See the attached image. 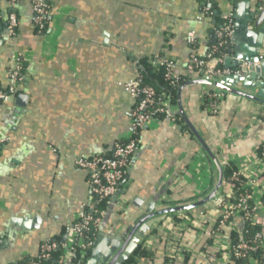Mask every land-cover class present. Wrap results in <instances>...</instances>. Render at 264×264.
<instances>
[{
  "label": "crops",
  "instance_id": "0c3cea01",
  "mask_svg": "<svg viewBox=\"0 0 264 264\" xmlns=\"http://www.w3.org/2000/svg\"><path fill=\"white\" fill-rule=\"evenodd\" d=\"M33 1L38 0L15 7L17 34L0 42V88L7 86V62L14 52L25 60L17 95L26 96L20 108L16 97L0 102V138L10 139L0 151V264L35 258L44 241L63 238L76 214L90 202L86 172L74 167L73 160L106 155L117 140L127 139L135 100L122 85L137 75L139 62L203 55L217 24L211 17L196 20L202 12L200 0H42L51 6L53 17L47 32L38 34L32 23ZM207 1L219 19L234 6V24L259 3ZM11 11L6 0H0V15L6 18ZM260 27L254 23L252 29L257 32ZM189 32L195 33L194 46L185 41ZM231 57L229 53L227 59ZM177 73L183 84L201 79L182 67ZM201 86L183 89L181 102L217 159L226 165L255 153L264 141V120L253 112L264 105L216 89L222 100L212 116L204 110ZM232 89L253 94L241 83ZM181 121L152 120L140 131L125 183L102 219L107 234L125 236L151 204L155 209L189 205L210 194L216 168ZM223 187L224 183L221 192ZM136 199L140 202L134 205ZM213 204L212 199L179 211L184 213L175 225L163 221L173 218L166 215L142 241L151 243L145 248L150 256L136 257L131 264H164L168 237H178L186 249L174 264H209L208 252L220 264H234L221 261L213 247L211 232L217 223ZM25 221L30 222L29 229L22 227ZM260 222L264 239V214ZM231 224L232 230H220L226 244L230 232L243 230L239 218Z\"/></svg>",
  "mask_w": 264,
  "mask_h": 264
},
{
  "label": "built area",
  "instance_id": "2783aa9c",
  "mask_svg": "<svg viewBox=\"0 0 264 264\" xmlns=\"http://www.w3.org/2000/svg\"><path fill=\"white\" fill-rule=\"evenodd\" d=\"M23 1L29 0H6L12 11L6 18L0 15V42L8 41L16 36L18 17L14 9ZM259 2L263 8L264 0H259ZM233 9L234 6L222 16L220 25L213 26L212 31L216 42L209 44L203 55L190 53L183 61L157 57L151 60L154 66L163 69L164 76L166 80L170 81L172 88L180 86L181 76L177 73L179 67L189 74H199L203 79L220 80L245 76L249 74L251 67L258 65V62H243L235 68L224 65L229 54V43L235 31ZM31 10L35 31L38 34L46 33L48 23L53 17L51 6L38 0L31 2ZM210 15H212L210 8L204 6L201 15L196 20L202 22L205 17ZM185 41L194 46L196 44L195 33L189 32ZM24 61L18 54L11 53L7 62L8 83L5 89L0 88V102H11L17 96L24 80ZM122 87L135 100L130 112V133L127 139H124L127 142H123V139L117 140L110 153L106 155L80 156L73 160L74 167L86 172V182L91 200L87 206H82L80 212L76 214L62 239L46 240L39 246L38 254L32 259L31 264L51 259L54 252H59L60 255L59 261H54L52 264H85L94 247L95 238L90 235L91 230L101 228L102 219L107 212L100 211L97 208V203L104 201L109 207L117 195L120 184L125 183L131 159L138 150L140 131L152 120L168 119L176 122L177 106L171 102L168 92L157 94L152 86L142 84L138 73ZM205 90H203L202 100L204 110L209 115H216L222 100V93ZM253 115L255 118L264 120V107L257 108ZM9 140V137L0 138V151ZM226 165H232L234 170L224 183L222 192L216 197L218 204L214 210L217 214V223L216 229L211 232L214 240L213 247L218 250L222 257L221 261L226 260L235 264V261L245 260L246 264H264L262 228L261 233L257 234L252 242H247L240 237L235 244L230 242V238L226 244L221 240L220 234L222 228L233 229L231 223L235 218H239L242 222L262 226L260 219L264 214V141H261L257 151L252 155L238 157ZM168 219L170 222H174L173 225L178 223L174 218L170 220V216L165 217L163 221ZM177 239L178 237L166 239L164 264H174L176 260L183 257L186 249L178 244ZM151 246L150 242L149 244L142 243L144 249H150ZM256 251L261 252L260 259L251 255ZM206 254L209 264H220V260L215 254H209V252Z\"/></svg>",
  "mask_w": 264,
  "mask_h": 264
},
{
  "label": "water",
  "instance_id": "95a60500",
  "mask_svg": "<svg viewBox=\"0 0 264 264\" xmlns=\"http://www.w3.org/2000/svg\"><path fill=\"white\" fill-rule=\"evenodd\" d=\"M247 3L248 2H246V4ZM261 6L259 2L256 9L252 12H248L246 19L236 20L234 25L235 31L231 39L232 47H230L228 51L232 54V57L226 59L224 62L226 67L234 68L243 62H258V65L251 67L249 74L242 77H230L220 80H207L203 78L191 80L180 85L176 91L177 114L204 150L206 158L209 159V163L213 164L217 171L216 181L212 186L210 194L198 202L189 205L155 209L154 204H151L125 236L109 235L104 229L100 228L95 237L94 247L87 264H95L96 262H100V264H124L141 245L147 234L151 232V229L154 230L166 215L176 211L189 210L190 208L201 206L212 199L214 201V207L218 204L216 197L221 193L222 167L225 164L217 159L213 150L202 139L198 131L189 121L181 102V92L189 85L198 84L202 85L201 87L206 90L217 89L219 91L235 92L241 97L251 99L258 104L264 105V7L262 8ZM254 23H261V27L257 32L252 29ZM238 83H241L244 88L253 90V94L233 90L232 88ZM25 100V95H17L14 103L20 108L24 106ZM139 202L140 200L136 199L134 205ZM32 222L36 224L39 221L34 219ZM22 227L29 229L31 227L30 222L25 221ZM32 227L36 226L33 225Z\"/></svg>",
  "mask_w": 264,
  "mask_h": 264
},
{
  "label": "trees",
  "instance_id": "16d2710c",
  "mask_svg": "<svg viewBox=\"0 0 264 264\" xmlns=\"http://www.w3.org/2000/svg\"><path fill=\"white\" fill-rule=\"evenodd\" d=\"M201 2V6L200 9L202 10V8L204 6L209 7L211 10L212 15H210L209 17L213 18L217 24L215 25H220L222 23V18H218V15L215 13L214 7L210 5V3L207 0H200ZM215 41V38L213 36V31L211 32V41L210 44H213ZM139 70H138V74L141 78V82L144 85H150L152 86L155 90L157 94H160L164 91L168 92L170 94V100L173 104L176 105L175 102V95H176V91L178 89V87L176 88H172L170 86V81L166 80L164 73H163V69L160 68L159 66H154L151 62H147V61H142L139 62ZM182 78V77H181ZM179 81V84L182 85L185 80L184 78L181 79ZM211 92H214L213 90H211ZM217 92V90H216ZM175 120L178 123H181V119L179 117V115H175ZM123 142H127L125 140H123ZM211 162V161H210ZM234 170V167L232 165H224L222 167V184L225 183L229 177L231 176L232 172ZM121 186V184H120ZM97 208L100 211H107L108 210V206H106L104 201H100L97 203ZM184 213V212H173L170 213L172 215V217L175 219L176 222H179L181 220V216L180 214ZM243 223V230L241 231V233H235V232H231L229 234V238H230V242L232 244H235L238 239L240 237L243 238V240L247 241V242H252L253 239L255 238V236L257 234L261 233V227L255 224H252L250 222H242ZM98 230L97 229H93L91 230L90 235L94 236V238L97 235ZM59 252H54L52 254L51 259L49 260H42V261H36L38 262V264H52L54 261L58 262L59 261ZM253 257H255L256 259H260L261 256V252L260 251H256L254 253L251 254ZM150 256L148 251L145 250L142 245H140L132 254V256H130V258L124 263V264H131L134 263L135 258L136 257H147ZM32 259L29 257H25L23 258L22 261H19L17 263H12V264H31ZM235 264H246L245 260H239V261H235Z\"/></svg>",
  "mask_w": 264,
  "mask_h": 264
}]
</instances>
